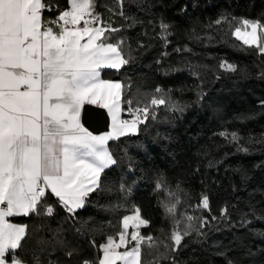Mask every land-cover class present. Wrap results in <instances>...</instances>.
Masks as SVG:
<instances>
[{
	"label": "trees",
	"instance_id": "trees-1",
	"mask_svg": "<svg viewBox=\"0 0 264 264\" xmlns=\"http://www.w3.org/2000/svg\"><path fill=\"white\" fill-rule=\"evenodd\" d=\"M48 2L68 7L67 0ZM96 4L100 14L114 17V28L120 29L115 36L123 38L124 52L132 57L119 71L103 69L101 78L130 83L133 97L150 98L159 87L183 110L161 106L157 119L140 125L136 135L109 141L117 164L105 170L104 189L91 193L75 218L50 193L53 216L9 218L28 224L32 232L18 255L30 260L39 236L52 241L45 251L37 250L44 264L94 261L99 246L122 231V219L136 208L149 221L141 232L174 247L171 220L159 205L164 193L154 191L164 177L168 187L175 190L179 184L189 194L181 208L208 223L200 229L205 235L193 231L177 252L161 244L159 253L170 258L159 264H264V143H249L264 140V56L235 40L228 22L215 23L222 17L233 27L239 18L264 22V0H124L123 9L117 0ZM57 15L44 13L46 18ZM162 22L169 25L166 39ZM221 62L239 71L225 72ZM127 107L122 103V118ZM232 133L239 143L232 141ZM240 145L249 151L239 150ZM121 183L131 192H121ZM203 195L210 211H194ZM222 209H227L225 217ZM73 248L77 254L70 258L66 253ZM143 253L145 264L157 255L147 247Z\"/></svg>",
	"mask_w": 264,
	"mask_h": 264
},
{
	"label": "snow or ice",
	"instance_id": "snow-or-ice-1",
	"mask_svg": "<svg viewBox=\"0 0 264 264\" xmlns=\"http://www.w3.org/2000/svg\"><path fill=\"white\" fill-rule=\"evenodd\" d=\"M117 3L123 9L124 0ZM67 4L60 9L48 0H0V264H44L38 251H45L44 246L52 243L37 236L31 259L21 258L18 252L32 238V232L28 224L9 218L53 216L55 208L48 202L49 193L75 218L86 198L104 189L105 170L117 164L108 142L136 135L140 125L157 119L156 110L161 106L170 111L183 110L159 87L150 98L133 97L129 95L130 83L102 79L103 69L119 71L132 60L124 52L123 38L115 36L120 29L104 23L96 11V0H67ZM51 11H58V15L46 18L44 13ZM119 14L124 15L122 10ZM222 22L229 23L235 40L264 56V22L239 18L233 27L227 17L215 21ZM160 27L166 39L169 25L162 22ZM219 67L225 72L239 71L227 62ZM122 103L128 105L131 119H120ZM85 104L107 110L111 118L108 133L94 135L82 125ZM221 135L227 138L226 133ZM231 139L240 141L236 133ZM253 142L264 140L249 141ZM239 150L249 151L243 145ZM120 191L130 193L131 188L121 183ZM154 191L164 193L159 205L171 220L170 239L175 246L150 233L143 234L141 228L148 227L149 221L136 208L122 219L118 240L108 237L99 246L103 255L83 264H145V247L157 252L148 264H159L160 259L170 258L159 253L161 244L177 252L184 237L193 231L205 235L200 229L207 220L181 208L189 194L179 184L173 190L160 177ZM200 209L210 211L207 195L194 206V211ZM226 212L222 209L221 217ZM83 228L82 223L77 231ZM55 243L66 242L56 239ZM75 254L74 248L66 253L70 258Z\"/></svg>",
	"mask_w": 264,
	"mask_h": 264
},
{
	"label": "water",
	"instance_id": "water-1",
	"mask_svg": "<svg viewBox=\"0 0 264 264\" xmlns=\"http://www.w3.org/2000/svg\"><path fill=\"white\" fill-rule=\"evenodd\" d=\"M81 123L93 133L102 132L106 126L102 111L89 105H86L82 110Z\"/></svg>",
	"mask_w": 264,
	"mask_h": 264
},
{
	"label": "crops",
	"instance_id": "crops-1",
	"mask_svg": "<svg viewBox=\"0 0 264 264\" xmlns=\"http://www.w3.org/2000/svg\"><path fill=\"white\" fill-rule=\"evenodd\" d=\"M101 16H102V19H103V21H104V23L106 24V25H111L112 27H115V19H114V17L110 14V13H103V14H101ZM86 105H89V106H92V107H95V108H97V109H99V110H101L102 111V113H103V116L105 117V120H106V126H105V128H104V130L102 131V132H100V133H93V132H91L92 134H94V135H104V134H106V133H108L110 130H111V118L109 117V115H108V113H107V110L106 109H103V108H100V107H98L97 105H95V104H85L84 106H83V108L86 106ZM83 108H82V110H83ZM82 110H81V115H82ZM125 115H126V117L125 118H122V110H121V113H120V119H125V120H127V119H131V115L128 113V112H125ZM88 130V129H87ZM89 131V130H88ZM111 141V140H110ZM54 197V196H53ZM57 199V198H56ZM58 201V200H57ZM58 203H59V201H58ZM59 205H60V203H59ZM80 209H82V208H80ZM80 209H77V210H80ZM76 210V211H77ZM131 228L129 229V232H131ZM115 239H117L118 240V235L116 236V237H114ZM129 239H130V237H129ZM106 243V242H105ZM132 245H129V247H131ZM121 251H123V249H121ZM103 254H102V252L100 253V257L102 256Z\"/></svg>",
	"mask_w": 264,
	"mask_h": 264
},
{
	"label": "built area",
	"instance_id": "built-area-1",
	"mask_svg": "<svg viewBox=\"0 0 264 264\" xmlns=\"http://www.w3.org/2000/svg\"><path fill=\"white\" fill-rule=\"evenodd\" d=\"M61 206V205H60ZM61 208H63L62 206H61Z\"/></svg>",
	"mask_w": 264,
	"mask_h": 264
},
{
	"label": "bare ground",
	"instance_id": "bare-ground-1",
	"mask_svg": "<svg viewBox=\"0 0 264 264\" xmlns=\"http://www.w3.org/2000/svg\"><path fill=\"white\" fill-rule=\"evenodd\" d=\"M65 211V210H64Z\"/></svg>",
	"mask_w": 264,
	"mask_h": 264
}]
</instances>
